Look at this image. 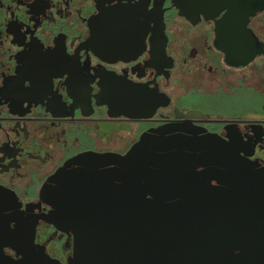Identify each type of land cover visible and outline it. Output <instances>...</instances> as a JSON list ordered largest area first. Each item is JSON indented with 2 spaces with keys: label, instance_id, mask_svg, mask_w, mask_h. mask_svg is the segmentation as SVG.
Returning a JSON list of instances; mask_svg holds the SVG:
<instances>
[{
  "label": "flooded vegetation",
  "instance_id": "1",
  "mask_svg": "<svg viewBox=\"0 0 264 264\" xmlns=\"http://www.w3.org/2000/svg\"><path fill=\"white\" fill-rule=\"evenodd\" d=\"M147 133H213L264 168V0H0V231L23 219L30 242L0 232V254L66 264L57 192Z\"/></svg>",
  "mask_w": 264,
  "mask_h": 264
},
{
  "label": "water",
  "instance_id": "2",
  "mask_svg": "<svg viewBox=\"0 0 264 264\" xmlns=\"http://www.w3.org/2000/svg\"><path fill=\"white\" fill-rule=\"evenodd\" d=\"M110 158L115 168L94 169L93 188L53 193L54 218L76 229L66 264H264V168L230 140L147 133ZM90 173L81 169V178ZM27 227L3 223L2 244L30 248ZM42 262L64 264L47 254ZM0 264L19 262L0 254Z\"/></svg>",
  "mask_w": 264,
  "mask_h": 264
}]
</instances>
